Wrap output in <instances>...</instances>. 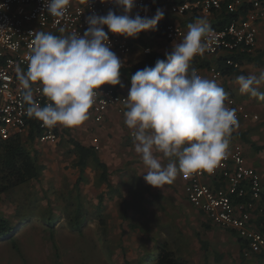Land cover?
<instances>
[{
	"label": "clouds",
	"instance_id": "1",
	"mask_svg": "<svg viewBox=\"0 0 264 264\" xmlns=\"http://www.w3.org/2000/svg\"><path fill=\"white\" fill-rule=\"evenodd\" d=\"M104 2H111L123 14L109 9L106 15L88 16L83 35L36 32L26 57L27 70L17 69L30 118L48 127H73L86 121L103 85L123 87L124 63L111 50L104 27L113 34L136 38L155 30L165 15L160 8L147 15L146 5L142 8L145 15H129L136 0ZM69 4L70 0H44L47 12L57 18L65 16ZM209 32L206 18L197 17L180 42L174 41L171 51L165 52V59L131 75L124 124L146 168L143 179L152 187L172 184L181 172L211 171L228 154L229 137L237 125L236 110L226 105L228 93L222 86L190 67L194 57L206 51ZM235 83L240 93L264 100V92L258 90L264 84V70L239 75ZM37 94L48 102L41 106Z\"/></svg>",
	"mask_w": 264,
	"mask_h": 264
},
{
	"label": "built area",
	"instance_id": "2",
	"mask_svg": "<svg viewBox=\"0 0 264 264\" xmlns=\"http://www.w3.org/2000/svg\"><path fill=\"white\" fill-rule=\"evenodd\" d=\"M152 0H136L134 16L149 6ZM169 11L181 16L189 11L224 10L230 15L223 25L210 26L208 46L202 55L226 54L225 63L239 67V63L228 55H253L257 48L258 23L264 19L263 0H193L182 2L167 0ZM109 9L115 11L111 2L101 0H70L64 17L51 16L44 0H0V140L21 135L27 128L29 116L27 105L22 100V88L17 78V69L27 70V55L34 45L36 32L62 33L79 32L83 35L88 28L86 19L92 14L106 15ZM111 50L116 55H125L131 48V40L108 31ZM188 31L174 21L163 27V37L167 41L180 40ZM202 55H197L202 56ZM194 57V58H196ZM212 78L221 74L216 68L210 69ZM198 73V72H197ZM199 74V73H198ZM200 75V74H199ZM92 105L91 113L96 123L103 121L107 110L115 107L123 114L128 94L120 92L112 85H103ZM43 106L47 98L35 96ZM226 105L236 110L237 125L229 137L228 154L211 170H200L186 175L184 194L190 205L204 214L210 224L236 232L245 243V255L249 251L259 253L264 249V186L258 172L247 164L239 142L230 138L240 121L258 120V115L228 95ZM39 141L56 143L57 126L48 127L39 121ZM130 137V132L128 134ZM94 149L99 148L98 139H92ZM257 219V220H256ZM258 221V222H257Z\"/></svg>",
	"mask_w": 264,
	"mask_h": 264
},
{
	"label": "rangeland",
	"instance_id": "3",
	"mask_svg": "<svg viewBox=\"0 0 264 264\" xmlns=\"http://www.w3.org/2000/svg\"><path fill=\"white\" fill-rule=\"evenodd\" d=\"M138 47L133 44L132 52ZM261 132L260 127L250 130L262 142L261 158L257 159L259 147L255 144L250 145V153L245 152L254 163L247 160V164L258 172L264 186ZM23 141L42 162L40 175L0 195V220L9 227L0 238V264H139L141 258L152 253L145 260L150 261L158 245L168 243L176 250L180 239L195 238L190 228L197 221L190 220L188 227L185 221L173 219L172 214L164 215L168 205L160 202L148 209L127 205L118 219L110 218L118 215L112 210L106 214L109 218L103 217V204L96 197L103 182L98 166L88 165L82 170L74 167L75 155L68 138L60 134L54 145ZM240 144L244 148V143ZM181 196L185 198L183 192ZM146 200L153 204L157 198L150 196ZM227 236L235 238L228 232Z\"/></svg>",
	"mask_w": 264,
	"mask_h": 264
},
{
	"label": "crops",
	"instance_id": "4",
	"mask_svg": "<svg viewBox=\"0 0 264 264\" xmlns=\"http://www.w3.org/2000/svg\"><path fill=\"white\" fill-rule=\"evenodd\" d=\"M157 8L163 9L165 13L164 18L158 22L157 26L164 19H167L188 28V25L193 23L197 17L206 18L209 26H219L224 24V17L226 16L225 11L222 9L207 12L199 11L197 13L189 11L184 15L176 16L169 11L167 0H155V2L152 0L148 6L147 15H154ZM167 11H169V15L166 14ZM115 12L117 14H123L122 9L116 8ZM133 14L134 10L132 9L129 15L134 17ZM104 28L107 29L106 26ZM53 34L60 35L61 33L56 32ZM126 38L131 40V46L136 44L139 47L134 52L130 48L127 54L117 55L123 61V67L135 66L150 51H155L165 57V52L171 51V46L174 42L165 40L163 36L152 35L151 30L141 32L137 39L131 37ZM180 40H175V42L178 43ZM221 57H226V54L221 52L217 55L198 56L193 59L190 67H194L202 77L215 80L231 96L243 103L249 111L258 115V120L240 121L230 141L244 143L243 151L244 156L246 155V161L249 156H247L248 153L245 150L249 152L251 144L259 147L256 156L257 159L261 158L260 149L263 147L262 142L258 140L260 138L259 135L251 134L250 130L260 127L262 130L261 133L264 135V100L240 93L239 87L235 83V78L239 75L257 74L260 70H264V19L258 23L257 48L252 55L255 61L244 62L240 65L239 70L241 73L237 75H220L217 78H212L210 69L216 68L217 59ZM200 60L208 62L209 66H200ZM194 61L196 62L193 63ZM1 62L2 60H0ZM121 82L123 87L120 85L114 87L120 92L128 94L131 83L122 73ZM258 90L264 92V84L260 85ZM27 132L28 129L21 134L22 139L27 140ZM129 132L130 130L124 124L123 114L117 113L115 107H110L107 110L103 121L100 123H96L93 120L91 109H89V118L82 124L73 127L57 125L58 140L60 134V137L64 136L68 140L71 138L75 139L81 144L94 149L92 139L94 137L98 139L99 148L97 150L94 149L96 160L93 158L89 159L86 166H97V162L104 165L106 179L103 180L100 190L96 193L98 201L101 197V203L104 208L102 212L103 217L107 218L108 215L106 214L112 210L113 213H118V215H112L110 218L118 219L121 216V212L123 213L126 210L127 205L148 209V206L156 205L160 202L162 205H168V210L163 213L164 215L169 216L172 214L173 219L178 218L182 222L185 221L188 227L192 224L190 220L192 222L197 221V223L196 228H190V231L193 234L195 233V238L192 237V239L188 240L180 239L177 243L179 247L176 250L168 243L158 245L155 248L156 250L165 249L171 251L176 258L186 261L187 264H264V249L259 253L249 251L248 255H245L246 245L243 241L240 242L238 240L239 237L236 232L210 224L205 220L202 213L191 207L186 197L183 198L181 196V192L184 194V184L186 181V175L182 172L177 175V178L172 184L165 185L161 189L148 185L143 179V173L146 171V168L141 157L134 150L132 138L128 135ZM34 141H39L38 137ZM42 143L45 144L46 142ZM54 144L48 143L47 145ZM69 145L72 148L71 144ZM248 161L254 164L253 160ZM164 163H167V161L165 160ZM101 172L99 169L98 174L101 175ZM150 196L156 197L157 201L153 204L149 203L146 199ZM158 197L163 199L158 200ZM184 204H188V206H184ZM190 210L191 212H189ZM174 231L171 235L174 234ZM227 232L231 233L235 238L231 240L227 236Z\"/></svg>",
	"mask_w": 264,
	"mask_h": 264
},
{
	"label": "trees",
	"instance_id": "5",
	"mask_svg": "<svg viewBox=\"0 0 264 264\" xmlns=\"http://www.w3.org/2000/svg\"><path fill=\"white\" fill-rule=\"evenodd\" d=\"M180 2L184 0H178ZM193 1V0H187ZM230 15L224 17V23L229 19ZM169 20L164 19L156 26L155 30H151V34L154 36H163V27ZM223 23V22H222ZM221 23V24H222ZM223 25V24H222ZM221 26V25H219ZM217 26V27H219ZM136 37L135 39H137ZM232 60L242 65L244 62H252L255 59L252 55H228ZM227 57H221L217 59V71L221 75H237L241 73L239 67L229 66L225 63ZM157 59H165L163 55L155 51H150L145 54L142 61L132 67H122L121 73L131 83V75L137 70H141L146 66L153 67ZM194 61L193 63H195ZM200 66L208 67V62L200 60ZM239 65V66H240ZM194 68V67H191ZM195 69V68H194ZM28 135L27 139L29 142H33L36 137L40 135L39 120L30 118L27 121ZM71 144V152L75 155V161L73 162L74 167H79L81 170L86 166L87 161L91 158L96 160L94 149L81 144L75 139H69ZM40 163L38 162L37 153H33L25 147L24 141L21 135H14L7 140H0V195L8 192L10 189L24 184L30 180L37 179L40 175ZM97 166L102 171L101 179H106V171L102 163L97 162ZM78 182V181H77ZM78 184V183H77ZM101 201V197L99 202ZM198 211V210H197ZM201 213V212H200ZM9 229L6 223L0 220V238L5 235L6 230ZM241 242L242 240L238 238ZM154 256L150 261H145L151 254L145 255L141 258L139 264H187L186 261L176 258L173 252L165 249H155ZM144 261V263H143Z\"/></svg>",
	"mask_w": 264,
	"mask_h": 264
}]
</instances>
